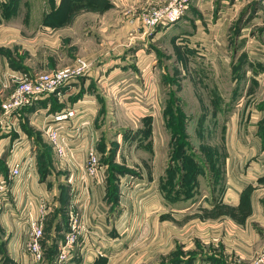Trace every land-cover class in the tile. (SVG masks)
I'll return each mask as SVG.
<instances>
[{"label": "crops", "instance_id": "1", "mask_svg": "<svg viewBox=\"0 0 264 264\" xmlns=\"http://www.w3.org/2000/svg\"><path fill=\"white\" fill-rule=\"evenodd\" d=\"M168 1L0 0V175H8L11 159L34 158L32 177L16 182L14 193L8 196L9 200L15 196L18 204L14 206V203L0 214V264H59L58 254L74 255L73 249L64 248L65 235L70 231V215L77 211L81 217L78 223L81 233L88 231L89 217L95 212V206L100 207L102 199L107 201L112 168H117L114 175L120 184L119 204H122L128 180L139 178L150 186L151 181L154 182L153 158L146 157L135 164L127 152L129 148L140 147L154 150L153 137L158 129L156 119L159 115L162 114L167 128L166 107L160 106L158 96L151 108L137 106L140 110L148 109V112L138 113L143 115L141 120L132 124L134 126L123 128L118 137H109L101 124L112 108L109 106V101L113 99L111 94L119 90L115 88L118 82L114 77L135 66L147 76L150 67L163 65L162 45L167 40L176 52V60L181 61L182 56L178 52L187 50L193 53V39H199L197 36L213 35L215 38L217 35L213 34V29L220 30L222 35L229 28L226 16L214 21L216 15L212 8L215 0H193L191 11L187 14L190 18L185 16L175 24L155 29H148L142 24L146 14ZM12 2H19L20 5H7ZM54 2L61 3L63 10L54 12ZM28 3H44L48 7L39 12L33 10L34 7L24 11L26 6L23 5ZM65 4H68L67 10L64 9ZM94 4L100 9L92 10ZM59 18L61 21L55 23L54 20ZM79 58L90 63L91 69L86 76L64 88L63 94L44 96L23 109L16 129L3 126L1 103L13 91L15 77H31L40 72L61 69ZM132 76L130 74L125 80L123 93L126 98L130 97L128 88L133 84ZM106 77L111 80L110 85L115 84L108 94L101 91ZM240 78L237 75L235 80L241 82ZM259 104L252 111L244 109L239 112L241 118L238 122H229L228 128L226 124L223 126L225 139L219 156L222 159L220 170L225 182L238 175L234 185L227 183L229 189L224 197H216L215 186L203 195L200 177L196 176L198 182L193 186V204L200 197L205 204L193 214L208 212V216L202 214L201 217L205 218L202 222L215 228L211 234H206L207 243L222 245V254H208L211 256L200 264H252L264 247V164L259 166L264 163V98ZM72 107L77 109L76 117L59 125L71 143H80L81 140L76 138L79 130L76 129L82 128L83 148L74 156H59L45 134V124L54 113ZM235 131L242 133L241 140H235ZM249 131L253 132L252 138ZM173 142L176 141L171 140L170 147L174 146ZM189 142L193 151L192 140ZM214 145L211 144L212 147ZM91 151H96L99 156L95 176L87 177L83 183L73 180L76 172L84 170ZM172 154L171 148L170 156ZM198 156L196 154V158ZM196 162L199 161L196 159ZM248 162L252 168H247ZM199 163L202 165V161ZM247 169L250 172L240 179L239 174ZM168 170L167 166L157 186L164 194ZM25 189L29 192L30 203L24 202ZM108 204L113 209V204ZM29 210L44 227L43 259L40 262L27 249ZM78 255V264H96L99 259L97 254ZM68 261L64 260L65 263L61 264H69Z\"/></svg>", "mask_w": 264, "mask_h": 264}, {"label": "rangeland", "instance_id": "2", "mask_svg": "<svg viewBox=\"0 0 264 264\" xmlns=\"http://www.w3.org/2000/svg\"><path fill=\"white\" fill-rule=\"evenodd\" d=\"M214 2V21L222 16H226L229 21V28L224 34L213 29V34L217 35L215 38L213 35L197 36L199 39H193V53L187 50L180 53L177 51L182 56L181 61L176 60V52L167 40L162 45L163 65L150 67L147 76L135 66L114 77L118 82L115 88L119 90L111 94L113 99L109 101V106L112 108L101 124L109 137H118L123 128L140 121L143 115L138 113H146L148 109L140 110L137 106L151 108L157 96L160 106H165L169 112L166 116L167 128L162 114L156 119L158 129L153 137L154 150L140 147L134 150L129 148L127 152L135 164L146 157H152L155 180L151 181V186L139 178L128 180L122 204H114L113 209L102 199L100 207L95 206V212L89 217L88 231L85 230L81 236L79 233L73 244L71 249L74 250V255L70 254L67 259L69 264L79 263L78 254H97L100 260L96 264H200L211 256L208 254H222L220 243H207L206 234H211L215 228L205 226L202 222L205 220L201 217L202 214L208 216V212L193 214L205 204L201 197L193 204V177L186 183L185 179L183 182H179V179H166L165 194L157 187L159 177L165 175L166 167L175 164L173 156H170V149H174L170 147V141L175 137L188 141L191 139L193 153L199 155L197 161H202V171L198 173L202 194H207L215 186L216 197H224L229 189L227 183H236L238 175L225 182L220 170L222 159L219 156L225 139L223 126L226 124L228 128L229 122H238V118H241L239 112L244 109L252 111L260 106L259 102L264 98V9L258 0ZM13 4L16 7L20 5L19 2L7 5L13 7ZM57 5L54 2L52 10L62 11L63 5L60 3L56 8ZM95 5L92 10L100 9ZM192 5L193 0H190L188 8L178 21L188 16ZM23 6H26L24 11L34 7L33 10L39 12L48 7V4L28 3ZM64 9H68V4H65ZM60 21V18L54 20L55 23ZM167 25L171 24L160 26ZM188 28L193 30L190 25ZM130 74L133 75V84L129 85L128 82L131 93L126 98L123 93L125 80ZM237 75H240L241 82L235 80ZM107 77L103 80L105 85H101V91L108 94L115 84L113 82L110 85L111 80ZM178 111H181L182 119L178 116ZM241 135V132L235 131V140H241ZM249 137H253L252 131H249ZM211 144L217 147H212ZM263 164L262 162L259 166ZM250 167L248 162L247 168ZM245 171L239 174L240 179L250 172L248 169ZM79 174L80 171L76 172L73 180L79 181ZM76 198L73 195V199ZM73 213L70 215V223L78 225L81 217L77 211ZM60 255H57L59 264L64 262Z\"/></svg>", "mask_w": 264, "mask_h": 264}, {"label": "built area", "instance_id": "3", "mask_svg": "<svg viewBox=\"0 0 264 264\" xmlns=\"http://www.w3.org/2000/svg\"><path fill=\"white\" fill-rule=\"evenodd\" d=\"M258 2L261 8L264 9V0H258ZM189 3L190 0H172L171 3L153 9L145 15L142 18V23L149 29H154L160 25L176 23L183 16ZM90 69V63L79 58L74 64L61 69L40 72L31 77H15L13 91L1 103V123L7 129H16L20 124V113L23 109L32 106L38 99L44 96L63 94L64 88L81 77L86 76ZM76 115L77 109L74 107L63 109L54 113L52 119L45 124V134L59 156L66 154L75 155L82 151V142L84 140L81 134L82 128L78 127L76 129L77 131L79 130L76 138L82 142L71 143L66 134L61 131V126L59 125L60 122L75 118ZM8 166V175H0V214L6 209H10L14 203V206L18 204V199L15 196H13V200H9L8 196L14 193L16 182L22 178L32 177L34 158L32 156L25 157L23 160L13 158L9 161ZM98 166L99 156L96 151H91L84 170L79 174V182L83 183L87 177L95 176ZM23 196L24 202L30 203L29 192L26 189ZM27 217L30 226L27 249L31 252L34 259L40 262L43 259L42 239L44 238V227L41 222L34 218L30 210L27 213ZM81 231L79 225L71 224L70 231L65 235L64 248L71 249ZM69 257L70 254L61 253L60 255L62 261L69 259ZM252 264H264V247Z\"/></svg>", "mask_w": 264, "mask_h": 264}, {"label": "trees", "instance_id": "4", "mask_svg": "<svg viewBox=\"0 0 264 264\" xmlns=\"http://www.w3.org/2000/svg\"><path fill=\"white\" fill-rule=\"evenodd\" d=\"M173 113V112H171ZM169 114L166 111V116ZM175 114V113H173ZM181 111H178V116L182 119ZM181 122V120H180ZM179 122V123H180ZM174 149H173V162L175 164L169 165L168 177L167 179H179V182L185 179V183L190 177H193V186L196 183L197 174L202 171V166L199 162H196V155L193 153L190 147V142L187 139L182 138H173ZM115 171L117 168H112L111 177L108 180V192H107V201L111 202L113 205L119 203V181L116 178ZM184 171V174H183ZM193 174V175H192ZM174 181V180H173ZM183 182V181H182ZM166 184V181H165ZM164 184V187L166 186Z\"/></svg>", "mask_w": 264, "mask_h": 264}]
</instances>
